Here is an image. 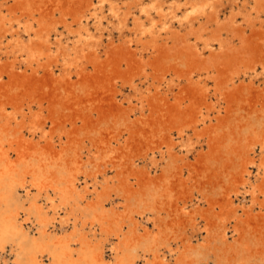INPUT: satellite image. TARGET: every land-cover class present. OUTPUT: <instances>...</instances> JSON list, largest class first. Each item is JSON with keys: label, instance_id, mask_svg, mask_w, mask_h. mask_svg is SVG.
Here are the masks:
<instances>
[{"label": "bare ground", "instance_id": "6f19581e", "mask_svg": "<svg viewBox=\"0 0 264 264\" xmlns=\"http://www.w3.org/2000/svg\"><path fill=\"white\" fill-rule=\"evenodd\" d=\"M0 264H264V0H0Z\"/></svg>", "mask_w": 264, "mask_h": 264}, {"label": "rangeland", "instance_id": "374dc122", "mask_svg": "<svg viewBox=\"0 0 264 264\" xmlns=\"http://www.w3.org/2000/svg\"><path fill=\"white\" fill-rule=\"evenodd\" d=\"M9 259L10 261H12L14 259V256H10Z\"/></svg>", "mask_w": 264, "mask_h": 264}]
</instances>
